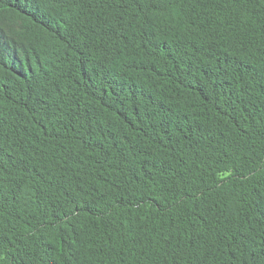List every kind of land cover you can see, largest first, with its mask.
Instances as JSON below:
<instances>
[{
	"label": "trees",
	"instance_id": "trees-1",
	"mask_svg": "<svg viewBox=\"0 0 264 264\" xmlns=\"http://www.w3.org/2000/svg\"><path fill=\"white\" fill-rule=\"evenodd\" d=\"M0 264H264V0H0Z\"/></svg>",
	"mask_w": 264,
	"mask_h": 264
}]
</instances>
